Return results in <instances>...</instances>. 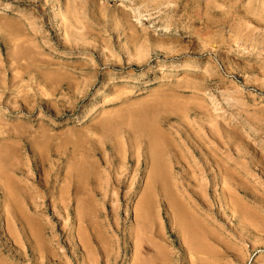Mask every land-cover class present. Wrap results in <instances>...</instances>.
<instances>
[{
  "label": "rangeland",
  "instance_id": "rangeland-1",
  "mask_svg": "<svg viewBox=\"0 0 264 264\" xmlns=\"http://www.w3.org/2000/svg\"><path fill=\"white\" fill-rule=\"evenodd\" d=\"M85 262L264 264V0H0V264Z\"/></svg>",
  "mask_w": 264,
  "mask_h": 264
},
{
  "label": "bare ground",
  "instance_id": "bare-ground-1",
  "mask_svg": "<svg viewBox=\"0 0 264 264\" xmlns=\"http://www.w3.org/2000/svg\"><path fill=\"white\" fill-rule=\"evenodd\" d=\"M120 2H121V1H120ZM121 3H122V2H121ZM123 4H124V3L119 4L118 6H120V5L122 6ZM126 8H127V7H126ZM114 122H115V121H114ZM138 133H139V132H138ZM138 133H137V135H139ZM140 136H143V135L140 134ZM124 138H125V137H124ZM154 139H156V137H154V138L151 140V141H152L151 143H152V146H153V147H154L155 144H156V143H155L156 140H155V142H154ZM157 146H158V145H157ZM150 152H151V151H150ZM137 155H138V154H137ZM158 155L160 156V154H158ZM155 156H157V154H156V155L153 154V157H155ZM5 157H6V156H5ZM151 157H152V155H151ZM157 158H158V156H157ZM153 160H154V158H153ZM137 161H138V160H137ZM155 161H156V159H155ZM155 161H153V162L156 163ZM151 162H152V161H151ZM151 162H150V163H151ZM157 162H158V161H157ZM138 165H139V164H138ZM138 165H137V166H138ZM134 167H135V166H134ZM153 167H155V164H154ZM119 171H120V170H119ZM119 171H118V172H119ZM154 171H155V170H154ZM121 175H122V174H121ZM119 177H120V176H119ZM68 178H69V177H68ZM72 179H73V178H72ZM72 179H71V180H72ZM77 180H78V179H77ZM120 180H121V179H120ZM31 181H32V180H31ZM147 181H148V180H147ZM149 181H150V180H149ZM69 183H72V182H69ZM81 183H82V182H81ZM116 186H117V185H116ZM7 187H8V186H7ZM148 187H149V186H148ZM8 188H9V187H8ZM150 189H151V188H150ZM8 190H9V189H8ZM8 190H7V191H8ZM69 190H70V189H69ZM77 190H78V189H77ZM5 193H6V191H5ZM9 194H10V192H9ZM10 196H11V195H10ZM175 202H176V201H175ZM140 203H141V202H140ZM13 204H14V203H13ZM143 204H144L143 202H142V204H139V205H138L139 208H140ZM8 205H9V204H8ZM14 205H15V204H14ZM14 205H13V206H14ZM140 205H141V206H140ZM5 206H6V205H5ZM143 206H144V205H143ZM139 208H137V209H139ZM135 209H136V208H135ZM14 210H15V209H14ZM8 211H9V210H8ZM136 211H137V210H135V212H136ZM138 211H139V210H138ZM12 212H13V210H12ZM81 212H82V211H81ZM62 213H63V212H62ZM137 213H138V212H137ZM137 213H136V214H137ZM176 213H177V212H176ZM83 214H84V213H83ZM137 215H138V216H137ZM137 215H135V216H137V218H135V219H136V221H135L136 223L139 222V221H137V219L141 220V218H140V216H139V213H138ZM78 216H79V215H78ZM83 216H84V215H83ZM141 216H142V215H141ZM13 217H14V215H13ZM79 217H81V216H79ZM79 217H78V219H79ZM138 217H139V218H138ZM76 218H77V217H76ZM19 219H21V218L19 217ZM19 219H18V220H19ZM78 219H76L77 222H78V223H79V221L81 222V219H80V220H78ZM179 219H180V222H181V223H180V222H179V223H180V224H183V227H184L183 229L187 230L188 232H192V231L195 229V228H194V225H193L194 223L188 222L186 219L183 220V217H182V218L180 217ZM181 219H182L183 221H181ZM36 220H37V219H36ZM143 220H144V218H143ZM143 220H142V221H143ZM22 221H23V220H22ZM59 221H60V220H59ZM23 222H24V221H23ZM143 222H144V221H143ZM143 222H142L141 224H143ZM182 222H183V223H182ZM21 223H22V222H21ZM25 223H26V222H25ZM82 223H83V221H82ZM22 224H23V223H22ZM79 224H80V223H79ZM30 225H31V224H30ZM110 225H111V224H110ZM136 225H138V224H136ZM136 225H135V226H136ZM139 225H140V224H139ZM22 226L24 227V225H22ZM23 227H22V228H23ZM26 227H27V226H26ZM28 227H29V226H28ZM136 227H137V226H136ZM143 227H144V226H143ZM24 228H25V227H24ZM29 228H31V226H30ZM78 228L81 229L80 226H79ZM78 228H77V229H78ZM11 230H12V229H11ZM35 231H36V230H35ZM78 231H79V230H78ZM80 231H81V230H80ZM80 231H79V232H80ZM85 231H86V230H85ZM136 231H137V229H136ZM136 231H135V233H136ZM28 232H29V231H28ZM36 232H37V231H36ZM76 232H77V231H76ZM77 234H78V233H77ZM190 234H191V236H193L192 233H190ZM33 235H34V234H33ZM75 235H76V234H75ZM82 235H83V234H82ZM72 237H73V236H72ZM79 237H80V236H79ZM86 237H88V235H87ZM86 237H85V238H86ZM76 238H77V236H76ZM135 238L137 239V235H136ZM139 238H140V237H139ZM29 239H32V238H29ZM29 239H28V240H29ZM33 239H34V236H33ZM33 239H32V240H33ZM87 239H88V238H87ZM136 239H135V243H136ZM78 240H79V239H77V243L80 242V241L78 242ZM80 240H81V244H80V245H82L83 247H81V246H79V247L82 249V248H84V246H85V241L83 240L82 236L80 237ZM88 240H89V239H88ZM139 240H140V239H139ZM25 241H26V240H25ZM34 241H35V243H36V240H34ZM140 241H141V240H140ZM14 242H15V241H14ZM31 242H32V241H31ZM38 242H39V241H38ZM29 243H30V242H29ZM73 243H74V242H73ZM139 243H140V242H139ZM139 243H138V244H139ZM39 244H40V243H39ZM138 244H137V245H138ZM36 245H38V244L36 243ZM137 245H136V246H137ZM77 246H78V245H77ZM139 246H140V245H138V247H139ZM34 247H35V246H34ZM40 248H41V247H40ZM74 248H75V247H74ZM38 249H39V248H37V251H38ZM76 249H77V248H76ZM85 249H86V247H85ZM85 249H84L83 251H85ZM135 249H136V248H135ZM137 249H138V248H137ZM20 250H21V249H20ZM31 250H33V249H31ZM41 250H42V249H41ZM41 250H39V251H41ZM86 250H87V249H86ZM89 250H90V249H89ZM87 251H88V250H87ZM91 252H92V251H91ZM39 253L42 254V252H39ZM64 253H65V252H64ZM88 253H89V252H88ZM88 253H86V251H85V252H84V255L86 256V254H88ZM41 254H40V255H41ZM65 254H66V253H65ZM37 256H38V255H37ZM51 256H52V255H51ZM64 256H65V255H64ZM87 256H88V258H90L92 255H91V253H90V256H89V254H88ZM93 256H94V255H93ZM40 257H41V256H40ZM42 257H43V255H42ZM44 257H45V256H44ZM52 257H53V256H52ZM82 257H83V255H82ZM53 258H54V257H53ZM57 258H58V257H57ZM83 258H84V257H83ZM83 258H82V259H83ZM86 258H87V257H86ZM37 259H39V258H37ZM43 259H44V258H43ZM90 259H91V258H90ZM84 260H85V258H84ZM81 261H82V260H81ZM94 261H95V260H94ZM138 261H139V260H138ZM48 262H49V261H48ZM50 262H51V261H50ZM83 262H84V261H83ZM135 262H137V260H135ZM85 263H87V262H85ZM49 264H50V263H49ZM87 264H88V263H87ZM89 264H90V263H89ZM95 264H96V263H95ZM134 264H136V263H134ZM137 264H138V263H137ZM139 264H141V263H139Z\"/></svg>",
  "mask_w": 264,
  "mask_h": 264
}]
</instances>
